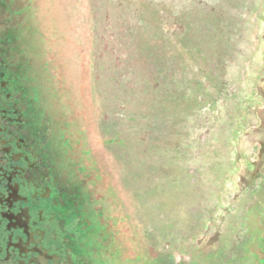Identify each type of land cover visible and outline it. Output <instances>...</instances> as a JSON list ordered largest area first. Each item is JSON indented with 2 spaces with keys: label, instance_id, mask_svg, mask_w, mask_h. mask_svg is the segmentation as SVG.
<instances>
[{
  "label": "rangeland",
  "instance_id": "1",
  "mask_svg": "<svg viewBox=\"0 0 264 264\" xmlns=\"http://www.w3.org/2000/svg\"><path fill=\"white\" fill-rule=\"evenodd\" d=\"M91 264H264V0H0Z\"/></svg>",
  "mask_w": 264,
  "mask_h": 264
},
{
  "label": "flooded vegetation",
  "instance_id": "2",
  "mask_svg": "<svg viewBox=\"0 0 264 264\" xmlns=\"http://www.w3.org/2000/svg\"><path fill=\"white\" fill-rule=\"evenodd\" d=\"M0 41V264H90L82 188L57 159ZM91 259V258H90ZM91 264H93L91 262Z\"/></svg>",
  "mask_w": 264,
  "mask_h": 264
}]
</instances>
